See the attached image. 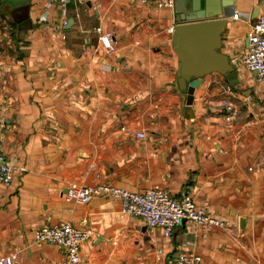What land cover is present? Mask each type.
I'll use <instances>...</instances> for the list:
<instances>
[{
	"label": "crops",
	"instance_id": "crops-1",
	"mask_svg": "<svg viewBox=\"0 0 264 264\" xmlns=\"http://www.w3.org/2000/svg\"><path fill=\"white\" fill-rule=\"evenodd\" d=\"M258 2L201 0L207 19L226 20L221 52L239 83L207 74L190 102L170 30L176 5L70 0L65 16L51 0H29L15 14L0 0V149L18 170L0 182V257L61 264L64 247L35 243V232L70 222L90 232L77 264H174L180 252L203 264H264V80L241 63ZM228 84L238 111L230 121L220 105ZM104 184L187 190L227 227L184 220L169 237L124 214L118 199L66 198L70 186Z\"/></svg>",
	"mask_w": 264,
	"mask_h": 264
},
{
	"label": "built area",
	"instance_id": "built-area-1",
	"mask_svg": "<svg viewBox=\"0 0 264 264\" xmlns=\"http://www.w3.org/2000/svg\"><path fill=\"white\" fill-rule=\"evenodd\" d=\"M70 0H51L61 7L62 14L67 16L66 8ZM82 3L89 2L98 7L97 0H79ZM142 4H151L158 9H174L176 0H139ZM259 12L254 19L253 26L248 34V49L241 59L242 65L255 71L260 80H264V0L258 2ZM251 19V18H249ZM66 23V21H65ZM173 30L172 28L170 29ZM99 39L109 52L116 47L110 33L103 31L101 26L95 28ZM226 97L221 99L220 105L226 120H232L238 113L235 103L230 99L234 90L230 84L226 85ZM209 103V100H205ZM141 138L144 132H138ZM1 141V135H0ZM18 170L7 161L6 154L0 149V182L10 184ZM107 195L121 202V210L124 214L140 218L147 227L163 228L167 236H172L183 220L190 221L204 230L225 228L224 220L212 216L205 207H199L192 195L184 190L178 196H173L163 188L155 187L145 192H132L124 188L112 185L98 186H70L66 192V198L80 203H88L94 196ZM90 232L80 229L70 222H59L53 225H42L36 229L34 242L37 244L49 243L64 247V257L61 264H77L81 262V250ZM17 254L11 253L0 257V264H15ZM174 264H203L200 256L180 252Z\"/></svg>",
	"mask_w": 264,
	"mask_h": 264
},
{
	"label": "water",
	"instance_id": "water-1",
	"mask_svg": "<svg viewBox=\"0 0 264 264\" xmlns=\"http://www.w3.org/2000/svg\"><path fill=\"white\" fill-rule=\"evenodd\" d=\"M8 2L15 7L11 12L15 14L23 12L28 7L29 0ZM200 7L201 0H176L177 23L173 28V46L179 59L178 84L182 91L188 92L190 102L194 99L195 87L207 74L218 72L226 76L233 86L239 83L236 67L221 52L226 20L216 18L217 16L207 19L208 16L200 12ZM258 12L259 8L257 14ZM243 222L242 220V226Z\"/></svg>",
	"mask_w": 264,
	"mask_h": 264
},
{
	"label": "rangeland",
	"instance_id": "rangeland-1",
	"mask_svg": "<svg viewBox=\"0 0 264 264\" xmlns=\"http://www.w3.org/2000/svg\"><path fill=\"white\" fill-rule=\"evenodd\" d=\"M8 9H10V7H8Z\"/></svg>",
	"mask_w": 264,
	"mask_h": 264
},
{
	"label": "trees",
	"instance_id": "trees-1",
	"mask_svg": "<svg viewBox=\"0 0 264 264\" xmlns=\"http://www.w3.org/2000/svg\"><path fill=\"white\" fill-rule=\"evenodd\" d=\"M234 87V86H233Z\"/></svg>",
	"mask_w": 264,
	"mask_h": 264
}]
</instances>
